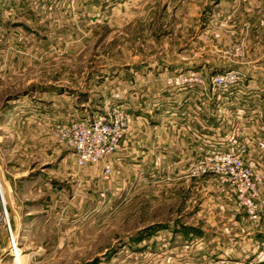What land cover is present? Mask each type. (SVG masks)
<instances>
[{
	"label": "rangeland",
	"instance_id": "374dc122",
	"mask_svg": "<svg viewBox=\"0 0 264 264\" xmlns=\"http://www.w3.org/2000/svg\"><path fill=\"white\" fill-rule=\"evenodd\" d=\"M261 112L264 0L0 1V134L25 160L0 181L30 199L19 235L0 193V264H264V178L220 138ZM72 120L118 121L119 149L80 166L56 131ZM173 127L192 131L177 163Z\"/></svg>",
	"mask_w": 264,
	"mask_h": 264
},
{
	"label": "crops",
	"instance_id": "0c3cea01",
	"mask_svg": "<svg viewBox=\"0 0 264 264\" xmlns=\"http://www.w3.org/2000/svg\"><path fill=\"white\" fill-rule=\"evenodd\" d=\"M4 1V0H0ZM190 91L185 92V98H189L190 96L188 95ZM191 95V94H190ZM217 102V101H216ZM13 110V108H12ZM175 113H172L174 115ZM181 114V113H180ZM176 115V114H175ZM182 116V115H181ZM216 117V120L218 123L215 126V123H212L209 126V129L207 131L204 130L206 133H211L213 132L211 129L213 127L219 128L221 124L223 123L219 117L214 115ZM186 117V116H185ZM181 118L180 115L175 117V119L180 122L182 120H186V123L189 122V118ZM238 133L233 136L232 139H230V136L225 137L224 133L221 134L223 137L221 141H227V145L231 146L233 149L238 150L239 148L243 149L244 147V152H243V158L247 163H254L256 167L259 168L260 174L264 178V112L258 113L254 119H238L236 121ZM208 128V127H207ZM221 128L224 129V126H221ZM13 133V134H12ZM169 133L172 137V141L169 143L170 147V152L166 154L167 162H175L177 163L178 160L176 159L178 157V152L181 151L184 153V151H188V146H189V140L186 139L184 141H181V144L178 140V137L184 136L187 137L189 135H192L191 130H186V131H181L176 127H173L169 129ZM194 133V132H193ZM17 133L14 130H11L9 132H5L3 134H0V163L2 164L3 168H17V169H23L25 164L23 159H19L18 157L20 154L15 150V146L18 145V140L14 136H16ZM176 138V139H175ZM193 141L190 140V143ZM174 154V155H173ZM162 162V161H161ZM159 164V162H157ZM163 163V162H162ZM188 163V160L186 161ZM27 171H25L22 175L23 178L26 177ZM18 178V177H17ZM10 187L12 186V182L9 181ZM8 182H4L6 184V205L7 209L9 211V218H10V224H11V229H13L15 232H17L19 235L21 234V231L23 228L26 229L27 232L30 231V199L22 197L20 193L17 191H10L8 187ZM2 186V185H1ZM3 187V186H2ZM3 187V189H5ZM9 190V191H8ZM1 205H0V218L2 216L1 214ZM253 224L255 227H253L252 232L248 233L251 234V240H254L255 242H261L263 244V236L262 232H264V221L261 219H255L253 220L251 218ZM262 221V222H261ZM6 228L5 226L0 223V234L2 232L4 233V238L6 236ZM9 237L7 238L5 247L0 248V251L5 249L8 244H9ZM1 246V244H0ZM2 249V250H1ZM259 255L252 260V262H256L259 258ZM0 260L1 255H0ZM263 260H259V262H262Z\"/></svg>",
	"mask_w": 264,
	"mask_h": 264
},
{
	"label": "built area",
	"instance_id": "2783aa9c",
	"mask_svg": "<svg viewBox=\"0 0 264 264\" xmlns=\"http://www.w3.org/2000/svg\"><path fill=\"white\" fill-rule=\"evenodd\" d=\"M225 81L224 77H220L217 79L215 85L221 88L225 84ZM168 84L171 86L176 85L173 79H168ZM177 85L181 87V84ZM183 86L185 85L183 84ZM56 131L59 142L68 146L75 152L80 166L101 162L116 153L123 137V130L119 126L118 121L115 123H105L103 120H93L91 122L72 120L68 125H58ZM236 152L234 153L235 161L237 166L242 168L244 163L242 159L243 149L239 148ZM228 157H230V155H228ZM254 165V163H251L248 167L252 168ZM246 172V175L254 176L255 184L262 182V176L260 173ZM105 173L107 175L111 173L110 165H106ZM255 184L253 185V188H255ZM2 207H4L2 213H4L6 219L7 214L5 211V204H2ZM257 208L258 206L255 200L248 201V210L252 217H256ZM6 226L12 233V229L7 220Z\"/></svg>",
	"mask_w": 264,
	"mask_h": 264
},
{
	"label": "bare ground",
	"instance_id": "6f19581e",
	"mask_svg": "<svg viewBox=\"0 0 264 264\" xmlns=\"http://www.w3.org/2000/svg\"><path fill=\"white\" fill-rule=\"evenodd\" d=\"M0 187H1V181H0ZM1 194H2V197H3V200H4V203H5V211H6V214H7V205H6V202H5V199H6V195H5V193L3 192V190H2V187H1V192H0ZM6 220H7V222L9 223L10 222V220H8V214H7V218H6ZM10 224V223H9ZM10 227H11V225H10ZM14 237V236H13ZM22 258V257H21Z\"/></svg>",
	"mask_w": 264,
	"mask_h": 264
}]
</instances>
